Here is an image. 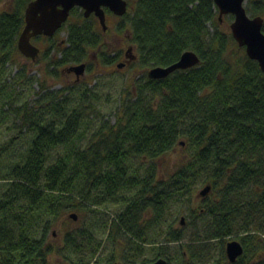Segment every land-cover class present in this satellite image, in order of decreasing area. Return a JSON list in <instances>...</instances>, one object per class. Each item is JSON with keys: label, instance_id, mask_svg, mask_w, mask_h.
<instances>
[{"label": "trees", "instance_id": "obj_1", "mask_svg": "<svg viewBox=\"0 0 264 264\" xmlns=\"http://www.w3.org/2000/svg\"><path fill=\"white\" fill-rule=\"evenodd\" d=\"M30 1L12 0L0 12L1 66L20 55L16 41ZM126 1L117 30L129 32L140 67L170 65L187 50L199 64L162 79L144 73L132 91L119 95L112 121L86 84L48 91L44 80L56 77L59 67L88 61L91 52L102 65L116 60L100 51L97 18H85L76 7L52 37L33 39L47 43L38 58L40 78L32 77L39 95L32 105L23 101L10 110L32 137L10 166L2 158L13 154L12 138L0 145V264H49L63 250L82 257V247L96 239V226L83 224L87 213L98 211L90 205L115 209L105 229L112 250L104 253L97 241L83 264L117 258L147 264L157 257L168 264H264V72L226 27L232 15L220 24L213 0ZM244 5L250 16L263 17L264 33V0ZM12 78L26 85L30 76L18 71ZM179 141L185 155L159 176L157 159ZM207 184L210 194L197 200V189ZM71 212L81 225L57 247L50 228ZM231 239L243 247L234 263L224 249ZM144 246L152 258L142 257ZM119 248L125 251L118 256Z\"/></svg>", "mask_w": 264, "mask_h": 264}, {"label": "rangeland", "instance_id": "obj_2", "mask_svg": "<svg viewBox=\"0 0 264 264\" xmlns=\"http://www.w3.org/2000/svg\"><path fill=\"white\" fill-rule=\"evenodd\" d=\"M11 1V2H10ZM12 0H0V12L4 10H8L12 6ZM223 15L220 19V24L224 21ZM122 18L115 17L112 14L106 15V25L107 31L105 34L102 33V44L100 51L105 53L106 55L117 57L116 60L110 65H102L100 60L96 58V54L91 52L90 59L88 60L90 70H85V76H81L79 79L80 82L74 81V76L71 77L67 75V73L62 72V70L68 68L71 65H66L64 67H59L57 70V78H48L44 79L43 76L41 77V82L43 79L45 80L46 87L48 91H57L61 87H67L69 90L74 91L75 89L79 88L80 86L86 84L88 88L92 89L97 96H98V109L104 112L108 117H110L113 121V112L118 107V97L120 94H124L126 91H132L135 81L140 79L144 73L147 75L148 70L153 67L143 69L140 67L138 60H133L129 64L123 65L122 67H117L120 63L124 64L125 60V53L127 52L128 45H131L129 32L124 28V30L118 31L117 25L122 22ZM71 22V20H69ZM231 22V21H230ZM229 23H227L226 27L229 28ZM59 40L65 39V30L57 35ZM33 44L37 47L41 48V52L44 51L47 43H44L42 40L35 41ZM128 54H136L135 50ZM127 59V58H126ZM15 63V64H14ZM10 64L7 63L5 66L0 65V85L4 84V88L6 91L0 93V145L7 142L10 138L12 141L10 142L11 148H13V154L11 157H4L2 158L3 166H10L14 163L19 162L23 157H17L21 151H24L27 148V145L32 137V134L26 133L24 129L21 127V121L17 118V115L10 111L13 104H20L23 101L30 102V105L33 104L37 95H39V83L36 82L35 79L32 77H39L40 78V62L39 59L36 61H32L31 59L23 56L22 54L15 57V62ZM18 71H23L24 74H28L30 79L27 81V84L19 85L15 83L14 78H12ZM8 95V96H7ZM15 96H18L15 99ZM10 97L11 99H9ZM14 102H13V101ZM99 122L95 126H98ZM182 142V141H181ZM180 141L176 148L163 156L161 159H157V164L159 168V176L164 175L165 173L174 171V168L179 163L180 157L185 155L184 153V143L181 145ZM2 171H0V175ZM202 189V187L197 189L196 197L197 200L202 198H206L210 192L205 197H199L197 195L198 191ZM90 207L97 209V212H89L84 216L83 224L87 229H93L95 226L94 237L95 240L90 242V245H85L82 247V250L85 249L86 254L81 257L79 252L75 251H67L63 250L60 253L52 255L50 258L49 264H83L85 261H89V253L92 256V252L94 250L90 249L91 247H95L97 241L101 243L100 247L104 253H108L112 250L111 242L106 237V225L110 222V220L114 217L115 209L112 206L100 205L94 206L90 205ZM177 206H173V211L177 213ZM185 215L184 208L182 209ZM76 213V212H71ZM70 214V213H69ZM65 215L60 220H58L55 225L50 228L49 231V241L53 243L57 247H63V240L67 233L75 234L74 230L77 229L81 224L79 223V215L77 214V219L73 220L68 215ZM150 214L148 215V217ZM181 218V217H180ZM180 218L175 222L179 227H184V223H179ZM172 220L169 219L168 222ZM173 222V221H172ZM171 222V223H172ZM174 224V225H175ZM176 225V226H177ZM175 226V227H176ZM72 232H71V231ZM191 229H186V233L184 239L188 237L190 234ZM79 237V236H78ZM231 238H235L232 236ZM145 247V246H144ZM122 248V247H121ZM121 248L117 249L114 254L119 256V252L123 254L125 249L121 250ZM146 248V247H145ZM92 250V252H91ZM81 252V251H80ZM61 253H63L61 255ZM99 252L97 253V255ZM64 257L65 259H62ZM142 257L152 258L153 254L151 250L145 249ZM90 262V261H89ZM114 263L121 264V260L118 258L113 261ZM91 264V263H90Z\"/></svg>", "mask_w": 264, "mask_h": 264}, {"label": "water", "instance_id": "obj_3", "mask_svg": "<svg viewBox=\"0 0 264 264\" xmlns=\"http://www.w3.org/2000/svg\"><path fill=\"white\" fill-rule=\"evenodd\" d=\"M218 9V17L232 15L229 29L233 39L239 47H243L246 55L256 61L264 72V33L262 32L263 17L250 16L245 9V0H213ZM78 7L83 10V16L88 18L93 14L103 31L106 30V14L104 8H108L116 16H122L127 11L126 0H31L24 10V27L17 37L16 46L19 52L36 61L39 57V48L32 43V38L44 35L52 36L67 21L70 11ZM129 57V61L135 56ZM199 64V57L192 50L184 51L180 58L167 66H153L148 72L150 79H162L176 70H185ZM120 63L117 67H122ZM85 64L79 63L68 67L75 76H83ZM211 191L210 184L205 185L197 193L199 197H205ZM73 220L77 219L76 213L68 215ZM184 223V217L180 219ZM225 254L230 263H234L242 254L243 247L236 239L225 242ZM119 264V263H114ZM147 264H168L166 259L158 257Z\"/></svg>", "mask_w": 264, "mask_h": 264}, {"label": "flooded vegetation", "instance_id": "obj_4", "mask_svg": "<svg viewBox=\"0 0 264 264\" xmlns=\"http://www.w3.org/2000/svg\"><path fill=\"white\" fill-rule=\"evenodd\" d=\"M11 2V1H10ZM74 8H76V7H74ZM81 11H82V13H83V10L81 9V8H79ZM106 10L107 11H109V9L108 8H104V11H105V14H106ZM109 12H111V11H109ZM70 13H71V11H70ZM112 13V12H111ZM113 14V13H112ZM91 15H93V14H91ZM115 15V14H114ZM70 16V15H69ZM102 30V29H101ZM107 31V29L105 30V31H103L102 30V33L103 34H105V32ZM39 36H42V35H39ZM39 36H36V37H39ZM53 36V35H52ZM52 36H49V37H52ZM36 37H34V38H32V43L33 42H35L33 39H36ZM128 39H130V37H128ZM38 41V40H37ZM39 48V52H40V55L42 54V52H41V48L40 47H38ZM132 49H133V46H132V44L130 45H128V49H127V52L124 54L125 55V62H124V65H126V64H129L131 61H133V60H137V56L135 55V54H128V53H130L131 51H132ZM135 56V59H133V60H131V61H129V57H126V56ZM127 58V59H126ZM81 63H84L85 64V70H90V66H89V63H88V61H85V62H81ZM77 64H79V63H77ZM71 65V64H70ZM72 65H75V64H72ZM85 70H84V74H83V77L85 76ZM62 72H65V73H67V75L68 76H74V81H78V82H80L79 81V79L81 78H78L77 79V77L75 76V73L73 72V71H68V68L66 67V69H64V70H62Z\"/></svg>", "mask_w": 264, "mask_h": 264}]
</instances>
